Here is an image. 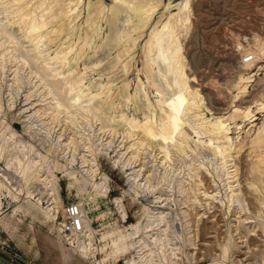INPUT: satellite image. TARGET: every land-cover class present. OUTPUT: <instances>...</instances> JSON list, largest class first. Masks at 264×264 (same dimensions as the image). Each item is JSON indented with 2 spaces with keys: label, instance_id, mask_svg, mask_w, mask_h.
Returning a JSON list of instances; mask_svg holds the SVG:
<instances>
[{
  "label": "bare ground",
  "instance_id": "bare-ground-1",
  "mask_svg": "<svg viewBox=\"0 0 264 264\" xmlns=\"http://www.w3.org/2000/svg\"><path fill=\"white\" fill-rule=\"evenodd\" d=\"M23 1L24 0H12V2L18 3V6L22 5ZM51 1L50 3H52ZM61 1L63 2L64 0ZM71 1H74L73 6H70L72 3ZM80 1L81 0H70V4H66L65 1L64 4L62 2L61 3L63 7L65 5V7L69 5L71 7L70 10L72 8L76 10V8L78 9L77 6ZM161 3L160 0H111L109 22L111 23L110 26L113 25L111 27V31L114 34V37L112 38V40H114L113 45L115 43L114 46L117 48L115 61L112 65L114 66L113 68L118 65L117 63H120L118 66H122L121 69L123 70V77L121 79L124 84L123 87H121L124 92H126L129 84L126 81V77L130 72L129 69L131 68L129 63V60L131 59L128 60L126 54L129 51L132 52L130 50L131 48H135L134 45L137 42V39L141 36L143 27L146 28L145 26L150 23L153 13H155L156 8ZM60 4L58 3L55 5ZM88 4L89 6L87 7V14L85 17L87 21H84H86V23H91L89 25L92 30V24L100 17V13L104 6L102 0H96L90 3L88 2ZM26 5L27 4H24V6L20 8L18 14L19 19L15 22L18 23L19 28L25 29L23 30L24 35L29 37L31 41H35L33 49L35 50V53L32 51L33 54H29V57H32V63L43 72L47 73L43 67L35 62L39 57L36 54L39 49V47L37 49V43L39 44V41L45 37V39L49 41L50 46L56 43L57 46V41L60 39L62 33L67 32V28L71 20H65L61 16L67 12L62 13L61 15L54 13L55 11L50 14L47 12H40L39 14H36V12H34L35 10L33 11V9L31 10L30 8H26L29 6ZM43 5V0L38 2L37 7H39V10H41L40 7ZM50 5L52 6V4ZM176 5L177 10L170 13L166 20H156V23L153 25L145 44L146 47L144 55L146 56V60L143 62V72L150 86L157 91L158 96L154 103H151L149 100V102L146 100L148 102L146 104L142 103L144 107L142 117H137L134 114L128 113L122 107V104L119 103V105L117 102L115 103L116 99L114 100L113 96L109 95V90L111 89L113 81L118 78V75L116 78L114 77L113 80H107L106 82L99 81V84L97 82L98 89L92 95L90 94L91 96L87 99L86 105H82L81 101L85 96L87 88L85 91L81 90L82 87L80 86V83L82 81V76L79 74L80 72L73 75L74 70L68 74L65 71H62L61 73L65 72L67 74V76L66 74L62 75L64 76V80H62L69 84V87L65 91L66 95H61V97L58 98L53 92V89H49L47 91V93L50 94L49 98H51V102H49L51 104L49 107L43 108V110L35 109L28 114V116L25 114L22 115L21 112L19 113V115L21 114L19 118L21 119L22 117H25L23 121L27 122L25 124L26 133L24 134H26L29 139H27V137L23 134L16 133L11 126L7 124L5 119L7 112H12L14 110V106H16L15 98L21 88V83H23V80L21 79V70L24 65L20 63V60L17 58L18 56L10 55L11 52L9 50L12 47L15 48L13 35L10 33V30H8L3 23L0 22V85L2 82L7 81L5 80L6 73L13 67L12 62L15 60V63L13 62L15 68L11 71L13 77L11 82L8 84V86L12 87V89L7 90L9 93L7 112L6 109L3 108V95H1L0 87V163L4 164L0 167V213L4 212V207L6 205H4V200H6L8 204H12L13 214H20L21 217L29 216L31 226L35 231L38 232V227L34 224V220H38L41 224H43L46 227V230H43L45 231V244L48 246L50 251L54 252L56 255L52 264H75V262L78 261L77 257L83 259L84 261L87 260L90 264H113L112 262H116L114 260L110 261L112 256L115 255L113 252L106 253L105 256L99 259L96 253L98 249L93 241L95 231L93 221L94 218L97 217H94L93 215L94 212L92 210L93 208L91 203L98 200L100 196L111 199L109 176L105 172H100V168L98 167L99 163H97L96 160L98 153L107 154L110 152L109 150L115 153L113 159L114 165L121 170H129L127 173V181L130 183V188L137 196H142L143 194L147 197L148 195L153 194L156 201H158L161 198L160 195H155L156 193H160L158 188L161 186L160 188L164 189L165 192L169 193V196H171L173 191H175L174 183L176 182L178 191L181 192L182 196L183 194H187L186 197L189 195V198L192 199L190 201H192L191 203L195 205L194 212L197 211L196 209H198V211L204 210L201 214L200 212L195 213L196 218L194 216L192 217L195 218L197 222L204 217L208 218L210 215L203 216L206 212L205 210L209 213L214 212L213 207H215L217 203L223 205L224 202L227 201V208L230 209V207L234 208L235 202L242 201L239 196L240 189L239 187L236 188V186L240 184L238 177L240 161H244L245 169L243 178L246 181H249L250 184H259L260 189L264 192V122L259 128H257L253 136L248 137L247 139L243 138L234 141L233 138H230L227 132L229 131L228 121L237 117H242L244 118V121L248 120V122H253L254 119L252 120V118H254L255 115L249 107L241 109L234 104L232 112H230L227 116L214 115V113L209 112L208 109L205 110L202 108V96L198 88H195V86H192L189 83L179 36L181 31L187 29V25L190 20L189 0L178 2ZM123 10H128L130 18L128 19L127 17L128 20L126 25L123 29H119L115 27L116 25L114 26V24L121 20H118V18L120 12ZM61 11H63V9ZM79 11L77 14L74 13V18L79 16L81 12ZM18 15L15 16L17 17ZM65 16H67V14ZM12 17H14V15ZM48 25H50L49 30H47L49 27ZM79 26L81 27V25ZM88 30L86 28L85 32L88 33ZM85 32L83 36L78 33L79 35L77 40L82 42L81 46H75L76 48L73 49L74 43L77 40L73 41V34H71V32V43H68L65 48L60 47L61 49L57 50L54 48L55 51L51 58L64 60L71 55L70 53L72 51L74 55L81 56V54L85 51V45L89 43L92 35H89V33L86 34ZM97 35L100 36L99 33H97ZM248 44L255 45L257 48L256 50H251L249 53L252 54L254 58L250 62H243L242 55L240 66L241 69L247 70L251 68L254 61L258 60L259 52L263 50L262 40L257 34L253 35L251 40L248 41ZM11 57H13V59H11ZM81 58L83 57L81 56ZM50 60L51 59H49V61ZM98 64L99 63L95 61L91 65L85 64L82 66L84 73L89 68L91 71V69H94V67ZM69 65L70 63L68 64V67ZM60 68H58V70ZM155 69L159 72V74L155 72ZM249 72L250 70L245 73L247 74ZM245 73H241L239 75V81H237L238 83L250 78V75L244 76ZM59 76L61 75L59 74ZM59 80H61V78ZM139 80L141 79L139 78ZM63 81L60 82L62 83ZM29 83H31V81H29ZM68 84L66 85L68 86ZM136 85L137 84L135 83V86ZM140 85L141 83L139 86ZM94 88H97V86ZM242 88L244 89L245 86ZM54 90L59 91L56 86H54ZM120 91L121 89L119 87L117 93L120 94ZM111 93H113V91ZM137 96L139 97L138 93ZM142 96L148 99V95L144 94ZM29 97L30 96H27L26 98ZM134 98L135 95L127 93L124 95V104L128 105ZM167 98L170 99V102L165 108L162 104ZM67 101H72L70 106L65 105V102ZM156 106L160 109L159 113L158 111L155 112L153 110L150 113H147L149 108L151 109L152 107L153 109ZM109 108L114 109V114L111 112L107 113L110 122H112V128L109 129L110 133L113 130L111 135L109 134L110 139L105 138L103 140L104 137L100 136H98L97 139H94L98 134L96 135L97 132L93 128V125L97 121L101 120L99 114L105 112ZM93 110H95V112ZM189 111H191L190 113L192 115L190 118L194 119L191 120L194 121L195 126L199 128L194 129L195 133L197 135L208 134V144H200L197 141H193L194 148L187 144L188 137L187 132L183 129V124H185L184 121L187 119L186 116ZM43 115L50 118L49 123L43 120V118H40L41 123L32 119L34 116ZM26 117H28V119ZM61 121L65 122V126L70 127L71 132L67 137H63V133L58 132L54 137L53 134L50 133V130L52 129L53 124ZM236 128H239V123L236 124ZM120 129H122L123 133L122 139L117 145H113V136ZM104 131L106 132V130H103V132ZM213 134L215 135V140H217V142L213 140ZM98 139L101 141L96 144ZM31 140L39 141L42 147H46V143L49 145V141L51 142V145L46 148V153H43L39 150V148H36L32 144ZM75 154H79L80 167H74L73 165L78 159ZM147 154H149L151 159L145 160ZM198 155L202 157L200 166H197L194 163L195 158ZM59 157L63 158L64 162H60ZM146 161H149L150 163L148 168H145ZM174 161H179L180 164L178 163L179 165L176 166ZM159 163L163 166V171L159 174L158 181L154 183L153 179ZM56 171L63 172L67 176L69 180V188H75L77 193H87L86 196H82L81 200L78 202L81 208L83 220V231L81 232L72 234L64 233L61 228V223L65 219V207H63L61 203ZM98 175L99 178L97 177ZM221 184L224 188H226L224 193L221 192ZM193 186L194 188H192ZM192 189H195L193 193L191 192ZM123 192L129 194L128 190H123ZM190 192L193 195H191ZM134 199L135 197H132L130 203H133ZM168 199L169 197L162 198L160 200L161 202L164 200L166 201L165 204L160 206L141 204L143 214L137 215L136 221L134 220V222H131L128 225V235L130 238L134 239L130 243V249L134 250L135 254L128 257L125 256L122 264L182 263L180 262L181 257L179 256L182 252V244L178 245L177 242H173L171 235H176L178 239H183L181 230L189 228L188 225L191 224L189 223L190 220L186 218L189 213L185 214L187 210H183L180 207V209H178L180 211L177 210V207L174 209L175 211L172 210L173 208L169 209L168 207L160 209L163 208L164 205L168 204ZM224 199H226V201ZM113 201L117 203V207L121 212L122 220L126 221L128 206L126 208L123 197L121 195L115 196ZM186 202H188V200L183 201L181 204H186ZM44 203H46V205ZM241 210H244L242 205L240 207V212H242ZM107 211L111 212V210ZM60 212L63 215L62 219H60ZM191 213L193 214V212ZM213 218L212 221H216V223L219 221L218 218ZM249 218L251 217L246 215L243 218L238 217V220L241 223H245ZM191 220L193 221V219ZM137 233L140 234H138V238L135 239ZM114 244L116 245V248H118L117 252H119V255H126L127 253H130L124 245L119 247L118 241H115ZM220 249L222 259L213 258L209 262H205L203 264H226L225 258L228 252V245L224 244ZM181 254H183V252ZM262 264H264V260Z\"/></svg>",
  "mask_w": 264,
  "mask_h": 264
},
{
  "label": "rangeland",
  "instance_id": "rangeland-1",
  "mask_svg": "<svg viewBox=\"0 0 264 264\" xmlns=\"http://www.w3.org/2000/svg\"><path fill=\"white\" fill-rule=\"evenodd\" d=\"M40 1L41 0H24L22 2V5H20L21 6L20 7L18 6V3L12 2V0H0V22H2L3 25L8 30H10V33L13 35V40H14L15 48L12 47L9 50L11 52L10 55L18 56L17 58L20 60V63L24 65L23 69L21 70V79L23 80V83H21V88L19 89L18 94H16L17 95L15 98L16 106H14L13 108L14 110L12 112H7L8 111L7 104L9 98V93L7 90L12 89V87L8 86V84L11 82V79L13 77L11 71H13V69L15 68L14 66L15 60L13 61L14 63L12 62L13 67L9 69L6 73L5 80L7 81L2 82L0 85L1 95H3V99H2L3 108H5L7 112L5 118L7 124L10 125L11 128L16 133L23 134L25 137H27V139H29L28 136L24 134L26 133L25 124L27 122L23 121L25 117H22L21 119L19 118V116L21 115V114L19 115V113L21 112L22 115L25 114L28 116V114H30L35 109L43 110V108L49 107L51 104L49 103L51 102V98H49L50 94L47 93L49 89H53V92L56 94V97L58 98L61 97V95H66L65 91L69 87V84L63 81L64 76L62 75L63 74L65 75L66 73L68 74L73 70H74L73 75H75L77 72H80L79 74L82 76V81L80 83V86L82 87V88L80 87L81 90L85 91L87 88V91L85 92V96H84V98L85 97L86 98L85 99L83 98L81 101L82 105H86L87 99L90 98L89 96H91L98 89V84L100 82L113 80L114 77L116 78L118 75V78H116L113 81L111 89L109 90L110 91L109 95H112L114 100L116 99L115 103L117 102V104L119 103L122 104L123 105L122 107L128 113L134 114L137 117H142L144 112L143 110L144 107L142 103L146 104L149 101H151V103H154V101L158 96L157 91L150 86L143 72V62L144 60H146V56L144 55L146 41L149 37L150 31L153 28V25L156 23V20L158 19L166 20L169 17L170 13H173L177 10L176 4L184 0H162V1L160 0V3L161 2L162 3L159 4L158 7L156 8L155 13H153V16L150 20V23L147 26H145L146 28L143 27L141 36L137 39V42L134 45L135 48L134 47L131 48L130 50L132 52L129 51L126 54L127 59L128 60L131 59L129 60L131 70L129 69L130 72L126 77L127 78L126 81L129 83L126 92L122 91V87L124 84L121 79L123 77L122 76L123 70L121 69L122 66L121 67L118 66L120 63H117L118 65H116L115 68H113L114 66L112 65V63H114L115 61L117 48L116 46H114L115 43L113 45L114 40H112L114 34L111 31V27L113 25L110 26L111 23L109 22L111 0H102L104 8L100 13V17L96 19L97 23L95 22L92 24L93 25L92 28L94 30L93 29L91 30V26L89 25L91 23L89 22H87L88 24L86 23L87 20L85 17L87 14V7L89 6L88 2L90 3L96 0H83V2L81 0L77 6L78 9L76 8V10L74 8L70 10L71 8L70 6L74 5V1H71L72 2L71 3L69 2L70 0L68 1L64 0L66 4L71 3L70 6L67 5V7H65L66 5L64 7L62 6V3L64 4V1L62 2L61 0H59V2L58 0H53V1L43 0L45 6L44 5L41 6L40 7L41 10H39V7H37V5L38 2ZM50 1L52 3H50ZM23 3L27 4L26 6L29 5L26 8L28 9L30 8L31 10L33 9V11L35 10L34 12H36V14H39L40 12H45V13L47 12L50 14L55 11L54 13L61 15L62 13L67 12L66 13L67 16H65L66 14H62L61 16L65 20H71L70 24L68 25L67 32L62 33L60 39L57 41L58 42L57 46H56L57 43L50 46L49 41L45 39V37L39 41V44L37 43V49L38 47L39 49L37 50L38 53L36 54L39 56L38 58H40L41 60L37 58V60L39 61L36 60L35 62L36 64L43 67V69H45L47 73L43 72L40 68H38L36 65L32 63V57H29L30 56L29 54H33V52L35 53V50H33L35 41L33 40L31 41L29 37L24 35L23 30L25 29L19 28L18 23L15 22L19 19L18 14L20 8L24 6ZM49 3L52 4V6ZM58 3L61 4L55 5ZM189 5H190L189 8L190 20L187 25V29L181 31L179 35L181 40V47H182L181 50H182L183 60L185 62V69L187 76L189 78V83L192 86H195V88H198L202 96V102H201L202 108L205 110L208 109L209 112L214 113V115L227 116L230 112H232L234 108L233 106L234 104H236L241 109L249 107V109L255 115L254 118H252V120L254 119V121L248 122V120L244 121V118L242 117H237L231 121H228L229 131H227L230 138H233L234 141L243 138L247 139L248 137L253 136L257 128H259L264 122V0H189ZM61 7L64 12L61 11L62 10ZM65 8L67 9L69 8V9L67 10ZM78 11L80 12L79 16L74 18L73 15L75 16V14H77ZM12 14L14 15V17H12L13 16ZM15 15H18L17 16L18 18ZM127 17L128 19L130 18V14L128 13V10H123L122 12H120L118 20L119 19L121 20L123 19V20L122 21L119 20L118 22L116 21L119 25L115 23L114 26L116 25L115 27L119 29H123L128 20ZM79 25H81L82 28ZM48 26L49 27L47 30L50 29V25ZM86 28L87 30L90 29L88 30V33L89 35L92 34L91 35L92 39L90 38L89 43L85 45L84 53L86 52L88 53L86 54L83 53L84 56L83 54H81L83 58H81L80 55H74L73 51L70 53L71 55L68 54L69 57L66 58L67 60L58 59L60 60L58 61L54 58L53 59L51 58L55 50L61 49L63 47L65 48V46L68 43H71L72 37H73V41H76L79 34L83 36ZM78 30L81 31L79 32ZM70 33L73 34L72 37ZM85 33L88 34L87 32ZM97 33H99L100 36H98ZM254 34H257L258 37L262 40L263 50L259 52L258 60L252 63V66L249 69L250 72L246 74L245 72L249 70L241 69L240 66L241 58L242 55H244L245 53H250L251 50L254 49L256 50L257 47L255 45L248 44V41L251 40ZM67 35L68 36L70 35L69 36L70 38ZM81 45L82 42H80V40L79 41L77 40L74 43L73 49ZM71 57L74 58L72 59ZM11 59H13V57H11ZM49 59L51 60L49 61ZM67 61L70 63L69 67H68L69 63ZM94 61L98 62L99 64L95 66L94 69H91V71L89 68L84 73L82 66H84L85 64L91 65ZM45 66L47 67V69ZM59 66L60 67L62 66L63 68L62 67L60 68ZM58 68L60 69L58 70ZM62 71H65L66 73L65 72L61 73ZM155 72L159 74V72L156 69ZM241 73H245L244 76L250 75V78L238 83L237 81H239V75ZM59 74L61 76H59ZM136 76H138L141 80H139V78ZM60 78L61 80H59ZM29 81H31V83H29ZM60 81L65 82L66 84H68V86L63 82L61 83ZM135 83L137 84L136 86ZM140 83L141 85L139 86ZM54 86L58 87L59 91L54 90ZM61 86L65 89H63ZM95 86H97V88H94ZM244 86L245 88L243 89L242 87ZM119 87L122 91V94L121 91L120 94L117 93ZM61 89L63 90V92ZM112 91L113 93H111ZM127 93H129L130 95L132 94L135 95V98L132 101H130V103L128 104L129 106L125 105L124 104L125 102L123 101L124 95H126ZM137 93L139 94V97L137 96ZM144 94L148 95V99L142 96ZM27 96L30 97L26 98ZM146 100L149 101L147 102ZM71 102L72 101H67L65 102V105L70 106ZM169 102L170 99L167 98L165 102L162 104V106L166 108ZM113 110L114 109L109 108L105 112L99 114L101 120L97 121L93 125V128L97 132L96 135L98 134L94 139H97L98 136L104 137L103 140L105 138L110 139L109 136L111 135L113 130L110 133L109 129L112 128L111 126L112 122H110L107 113L111 112L112 114H114ZM148 110L147 113H150L152 110L155 112L158 111V113L160 112V109H158L157 106L153 109L151 107V109L149 108ZM93 111L95 112V110ZM190 112L191 111L188 112V115L186 116L187 119H185L184 121L185 124H183V129L187 132V137H188L187 144L192 148H194L193 141H197L200 144H204V143L208 144L209 142L208 134L197 135L195 133L194 129H199V128H197V126H195L194 121H192L194 119L190 118V116L192 117ZM26 118L28 119V117ZM40 118H43V120L49 123L50 118H47V116L45 115L32 117V119L37 121L38 123H41ZM64 123H65L64 121H61L56 124H53L50 133L53 134V136L55 137L58 132H62L63 137H67L70 134L71 129L68 126H65ZM238 123H239V128H236V124ZM103 130H106V132L105 131L103 132ZM117 132L114 134V136L112 134L113 145H117L121 141L123 136L122 129L118 130ZM212 137L213 140L217 142V140H215L216 137L214 134L212 135ZM100 141L101 140L98 139L96 141V144L99 143ZM31 142L36 148H39V150L42 151L43 153H46V148H48L51 145L50 141H49L50 143L49 145L48 143L45 144L46 147H42L39 141L31 140ZM109 151L110 152L107 154L98 153L96 156L97 158L96 160L97 163H99L98 167L100 168V172L101 171L105 172L109 176V184L111 187V191H110L111 199L110 198L107 199L105 197L100 196L98 200L91 203L93 208L92 210L94 212L93 215L94 217L95 216L97 217L94 218L93 221V227L95 229L93 241L98 249L96 253L99 259L105 256L106 253L113 252L115 253V255L112 256V259L110 261L113 260L116 261V262H112L113 264H122L125 256L128 257L135 254L134 250L130 249V243L134 239L130 238L128 235L129 223L134 222V220L136 221L137 215L143 214L142 212L143 208L141 204L142 205L148 204L150 206H158V205L160 206L165 204L166 201L164 200L163 202H161L160 200L162 198L169 197L168 199L169 201L167 200L168 204L164 205L163 208L160 209H164L168 207L169 209L173 208L172 210H174L177 207V210L180 208H182L183 210H187L185 214L188 213L189 214L186 218L190 220L189 223H191L188 225L189 228H184L185 230L183 229L184 231L180 229L183 239H178L176 235H171L173 242H177L178 245L182 244L181 250L183 254H181L182 252L180 253L181 255L179 254V256L181 257L180 260V262H182L181 264H203L205 262H209L213 258L222 259V254H220L221 253L220 248L224 244L228 245V252L225 258L226 264H262L264 260L262 259L264 258V192L260 189L259 184L257 183H255L256 185L250 184L249 181H246L243 178L244 169H245L244 161H240L239 163L238 177L240 180V184L236 186V188L239 187L240 189L239 196L241 197L242 201L235 202L234 208L230 207V209H228L227 208L228 202L226 201V199H224L226 202H224L223 205L217 203L216 206L213 207L214 212L209 213L207 210H205L206 214L204 213L203 216L210 215L208 218L204 217L203 219H200L199 222H197L195 219L196 218L195 213L200 212L201 214L202 212H204V210L198 211V209H196L197 211L194 212L195 205L191 203L192 201H190L192 199L189 198V195L188 197H186L187 194H183L182 196L181 192L178 191V186H176L177 185L176 182H175L176 184L174 183L175 191H173V194L171 196H169V193H166L164 189L160 188L161 186L158 188V191L161 193V194L160 193L155 194L156 196L158 195L161 196V198L158 201H156L153 194L152 195L150 194L147 197H145L143 194L142 196L140 195L137 196L130 188V183L127 181V173L129 172V170L124 171L121 170L120 168H117V166H115L113 163L115 153L112 152L111 150ZM75 156L78 157V159L76 160V162H74L73 165L74 167H80L79 154H75ZM148 156L149 154L146 155L145 160L151 159V157ZM59 160L60 162H64L63 158L59 157ZM201 162H202V157L198 155L195 158L194 163L195 165L200 166ZM178 163L180 164L179 161H174V164L176 166L179 165ZM2 165L4 164L0 163V167ZM149 166H150L149 161H146L145 168H148ZM162 171H163V166L159 163L155 171V175L153 179L154 183L158 181L159 179L158 176L159 174L162 173ZM56 175L58 176V186L61 196V203L63 207H66V205H68L71 202L78 203L81 200L82 196L83 197L86 196L87 193L85 192H83L82 194L77 193V190L75 188L68 187L69 180L63 172L56 171ZM97 177L99 178V175ZM254 186H257L258 188ZM192 188H194V186ZM220 189L221 192L224 193L225 192L224 190L226 188H224L221 184ZM123 190H128L129 194L124 193ZM258 190L260 191V193ZM194 191L195 189L191 190L192 193ZM191 192L190 194L193 195ZM120 195L123 197L126 208L128 206L127 209L128 215L126 221L122 220L121 212L117 207V203L113 201L115 196H120ZM132 197H135V199L133 200V203H130ZM187 200L188 202H186V204L185 203L181 204L183 201H187ZM4 201H5L4 205L6 204L4 207V212L0 213L1 264L4 262V260L6 261L11 259H13L14 262H17L18 264H30L29 262H26L24 258L36 264H52L56 255L54 252L50 251L48 246L45 244V238H44L45 231L43 230H46V227L43 224H41L38 220H34V224H36V226L38 227V232L35 231L31 226L29 216L21 217L20 214H15V213L13 214L12 204H8L6 200ZM259 201L261 202V204ZM44 204L46 205V203ZM241 205L244 207V210H241L242 212H240ZM107 210H111V212ZM228 210L231 212H229ZM190 211L193 212V214ZM246 215L251 217L247 219V221L250 220L252 221L250 222L246 221L245 223L242 222L243 223L242 224L238 220V217L243 218ZM193 216L195 218H192ZM62 218L63 215L60 212V219ZM212 218L213 219L218 218L219 221L216 223V221H212ZM191 219H193V221ZM235 220L239 222H236ZM138 234L140 233L136 234L135 239L138 238L137 236ZM115 241H118L119 247L124 245L126 249L129 250L130 253H127L126 255H119V252H117L118 248H116V245L114 244ZM77 260L78 261H76L75 264H90L87 260L84 261L83 259L78 257Z\"/></svg>",
  "mask_w": 264,
  "mask_h": 264
},
{
  "label": "built area",
  "instance_id": "built-area-1",
  "mask_svg": "<svg viewBox=\"0 0 264 264\" xmlns=\"http://www.w3.org/2000/svg\"><path fill=\"white\" fill-rule=\"evenodd\" d=\"M243 62H250L253 60L252 54L245 53L242 58ZM61 228L64 233H77L83 231V220L81 208L78 203L71 202L65 207V219L61 223ZM2 264H18L11 260H4Z\"/></svg>",
  "mask_w": 264,
  "mask_h": 264
},
{
  "label": "water",
  "instance_id": "water-1",
  "mask_svg": "<svg viewBox=\"0 0 264 264\" xmlns=\"http://www.w3.org/2000/svg\"><path fill=\"white\" fill-rule=\"evenodd\" d=\"M24 260H25L26 262H29L30 264H36V263H33V262L28 261V260L25 259V258H24Z\"/></svg>",
  "mask_w": 264,
  "mask_h": 264
},
{
  "label": "crops",
  "instance_id": "crops-1",
  "mask_svg": "<svg viewBox=\"0 0 264 264\" xmlns=\"http://www.w3.org/2000/svg\"><path fill=\"white\" fill-rule=\"evenodd\" d=\"M0 264H1V260H0Z\"/></svg>",
  "mask_w": 264,
  "mask_h": 264
}]
</instances>
